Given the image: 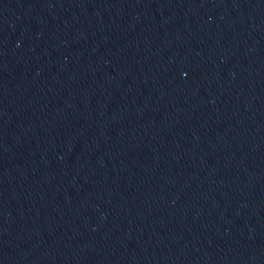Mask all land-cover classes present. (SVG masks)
<instances>
[{
	"label": "water",
	"instance_id": "obj_1",
	"mask_svg": "<svg viewBox=\"0 0 264 264\" xmlns=\"http://www.w3.org/2000/svg\"><path fill=\"white\" fill-rule=\"evenodd\" d=\"M0 264H264V0H0Z\"/></svg>",
	"mask_w": 264,
	"mask_h": 264
}]
</instances>
